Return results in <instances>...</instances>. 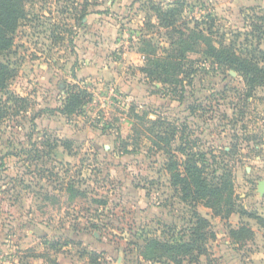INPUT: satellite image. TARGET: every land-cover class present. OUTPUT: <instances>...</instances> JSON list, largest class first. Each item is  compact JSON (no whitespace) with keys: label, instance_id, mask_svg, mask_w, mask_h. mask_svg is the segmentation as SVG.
<instances>
[{"label":"rangeland","instance_id":"374dc122","mask_svg":"<svg viewBox=\"0 0 264 264\" xmlns=\"http://www.w3.org/2000/svg\"><path fill=\"white\" fill-rule=\"evenodd\" d=\"M23 1L0 52L14 71L0 91V264H174L139 248L194 237V210L213 235L182 264H264V88L203 39L244 42L264 0ZM193 30L204 36L172 65ZM77 89L83 103L61 111ZM179 147L208 182L227 175L233 213L180 200L163 150L183 160Z\"/></svg>","mask_w":264,"mask_h":264},{"label":"trees","instance_id":"16d2710c","mask_svg":"<svg viewBox=\"0 0 264 264\" xmlns=\"http://www.w3.org/2000/svg\"><path fill=\"white\" fill-rule=\"evenodd\" d=\"M26 11L23 0H0V52L7 51L13 43V35L19 27L22 20L25 18ZM212 25V22L210 23ZM251 31L247 34L244 42H228L223 40L218 42V47H215L210 42V38L203 37L201 31H192V34L187 39L179 38L178 44H186L188 39L192 42L191 46L185 49L172 51V65L178 64V57L184 52L191 51L197 43L198 35L201 34L206 41V56L213 62L225 67L234 69L242 77L246 87L252 91L256 87L264 88V49L260 48L259 44L262 40L264 32V16L258 17L251 24ZM197 27V24L194 28ZM249 37L256 42L254 46L249 43ZM189 48V49H188ZM13 69L6 64H0V91L7 87L8 80L13 76ZM85 91L77 89L76 91L68 90L67 96L62 104L61 111L73 110L77 105L82 104L85 100ZM69 112V111H68ZM158 135H155V137ZM67 148V145H65ZM169 154L168 170L171 173V181L174 187L178 188L180 200L183 202H191L194 204H202L210 208L214 214L223 217L222 204L226 207V215L234 212V205L230 198V193L224 196L226 190H230V182L227 175L223 174L215 176L216 182H208L206 179V166L204 163H199V154H196L192 149L178 148L180 154L184 155L183 160L176 158V155L169 149H163ZM71 188V186H70ZM74 190V189H73ZM75 194L79 191L75 190ZM72 196V195H71ZM74 196V195H73ZM192 216L195 219L192 235L187 241L177 240L173 242H161L156 239H148L144 245L139 248V252L144 258L149 260L167 259L174 264H182L184 259L193 261L197 256L204 253V249L196 246V241L205 235L212 236L210 231L203 232L209 227V221L201 216L196 210L192 211ZM96 256L91 253V257ZM50 264H59L56 259L47 258Z\"/></svg>","mask_w":264,"mask_h":264}]
</instances>
